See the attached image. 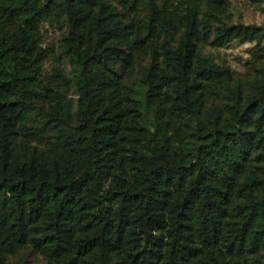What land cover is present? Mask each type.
<instances>
[{"label": "rangeland", "instance_id": "1", "mask_svg": "<svg viewBox=\"0 0 264 264\" xmlns=\"http://www.w3.org/2000/svg\"><path fill=\"white\" fill-rule=\"evenodd\" d=\"M50 7L49 18L38 26V47L45 52L42 89L52 85V77L61 79L68 109L60 116L55 104L30 99V124L6 123L0 129V182L21 170L39 181L65 185L94 168L95 153L89 146L93 129L83 126L80 92L66 51L68 19L58 2ZM172 14L163 31L149 40L133 35V27L144 16L130 15L119 0H96L82 16V31L88 37L117 35L106 44L111 51L97 76L101 86L95 112L96 117L106 113L112 118L109 134L117 158L101 168L97 186L106 196L105 208L127 216L130 227L123 243H106L107 263L101 258L102 247L85 258L79 250L94 233L77 232L44 246L41 240L52 221L51 209L36 216L7 195L0 199V264H119L124 262V251L132 255L159 251L164 257L160 264L168 263V251L180 240L175 239L174 226L182 215L178 183L167 184L164 218H159L149 234L143 232L140 210L127 195L144 189L148 174L170 169L192 172L196 163L193 147L210 143L216 123L229 128L237 106L241 116L256 99L264 110V34L250 42L238 38L224 46L217 40L218 34L232 28L264 30V0H180ZM184 56L196 70L215 73L202 88L190 90L186 103L179 99L177 88ZM151 70L161 81L165 79L156 100L149 96ZM254 123L255 118L245 123L249 131L257 130ZM262 134L259 129L257 138ZM225 170L221 173L228 193L222 204L224 214L207 228L214 237L205 243L199 213L189 216L180 237L199 255L184 264L197 259L207 264H264V147L256 149L240 168L228 164ZM181 184L187 186L188 178ZM244 226L249 230L240 244L234 235Z\"/></svg>", "mask_w": 264, "mask_h": 264}, {"label": "trees", "instance_id": "2", "mask_svg": "<svg viewBox=\"0 0 264 264\" xmlns=\"http://www.w3.org/2000/svg\"><path fill=\"white\" fill-rule=\"evenodd\" d=\"M119 1L130 15L144 16L133 27V35L149 40L163 31L166 22L173 16L174 5L180 0ZM54 2L59 3L68 19L70 36L66 51L71 57L72 72L80 92L79 113L85 121L83 126L93 129L89 146L95 153L94 168L82 178L65 185L39 181L35 175L20 170L8 181L0 182V199L9 195L16 203L25 204L36 216L47 208L51 209L52 221L46 236L41 240L44 246H52L77 232L94 233V237L79 250L85 258L102 247L101 258L107 263L104 257L106 250L108 251L104 248L107 247L106 243L122 244L130 224L124 212L112 213L105 208L106 196L101 195L97 186L102 175L101 168L107 163L115 162L117 158V150L109 134L112 118L106 113L97 117L95 115L98 110L96 93L101 86L97 76L106 65L107 54L111 51L106 44L117 38V35L101 33L97 39H93L82 31V16L95 6L96 0H0V129L6 123L22 127L29 125L30 99L55 104L57 114L66 115L68 103L62 92L61 79L52 77L50 83L53 86L46 85L42 89L45 52L38 47V26L49 18L52 13L50 4ZM263 34L264 30L258 27L232 28L218 34L217 40L224 46L238 38L242 42H250ZM181 61L183 70L177 86L178 97L186 103L190 90L202 88L203 83L213 80L215 73L211 70H196L188 56H184ZM193 72H196L194 76ZM158 78L152 70L147 75L149 96L155 100L159 98L158 89L165 80ZM11 97L13 99L9 100ZM256 105L259 104L255 99L240 116L241 110L236 104L237 116L234 123L229 128H222L216 123L215 134H212L210 143L193 147L196 163L192 172L184 174L170 169L166 173L148 174L146 187L127 195L129 202L140 210L143 232L149 234L160 223L159 218H164L163 207L169 196L167 184L178 183L182 215L177 217L174 226L175 239L182 242L178 241L168 251L167 264H184L199 255L185 237H180L187 228L189 216L195 212L199 213L204 242L208 243L214 237L207 228L224 214L222 204L228 200L227 182L221 178V173L226 171L228 164L230 167L240 168L256 149L264 147V110L261 105ZM254 118V129L257 130L252 132L246 125L253 122ZM259 129H263V134L258 139ZM186 177L187 186L181 184ZM92 181L94 184L91 185ZM249 220L252 222L251 218ZM248 228L244 226L236 233L234 241L241 244ZM124 253V262L119 264H160L164 258L159 251L136 255L126 251ZM191 264L207 263L197 259Z\"/></svg>", "mask_w": 264, "mask_h": 264}]
</instances>
